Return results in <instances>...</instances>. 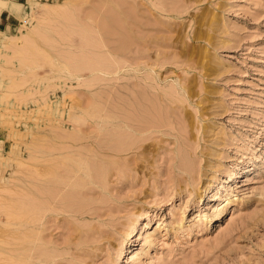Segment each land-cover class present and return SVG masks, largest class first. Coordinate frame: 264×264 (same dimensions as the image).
Masks as SVG:
<instances>
[{"label":"rangeland","instance_id":"374dc122","mask_svg":"<svg viewBox=\"0 0 264 264\" xmlns=\"http://www.w3.org/2000/svg\"><path fill=\"white\" fill-rule=\"evenodd\" d=\"M5 3L0 264H264V0Z\"/></svg>","mask_w":264,"mask_h":264},{"label":"bare ground","instance_id":"6f19581e","mask_svg":"<svg viewBox=\"0 0 264 264\" xmlns=\"http://www.w3.org/2000/svg\"><path fill=\"white\" fill-rule=\"evenodd\" d=\"M5 5H6L5 0H0V10L5 8ZM132 234H134V229H132V231H130L129 233V235H132Z\"/></svg>","mask_w":264,"mask_h":264}]
</instances>
